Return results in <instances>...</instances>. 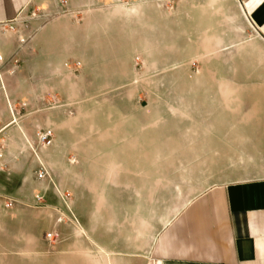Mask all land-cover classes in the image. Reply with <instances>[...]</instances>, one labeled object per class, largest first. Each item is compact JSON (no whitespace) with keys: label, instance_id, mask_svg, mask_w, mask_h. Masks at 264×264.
<instances>
[{"label":"rangeland","instance_id":"1","mask_svg":"<svg viewBox=\"0 0 264 264\" xmlns=\"http://www.w3.org/2000/svg\"><path fill=\"white\" fill-rule=\"evenodd\" d=\"M110 1L104 15L62 17L37 4L9 26L18 44L0 67V132L12 124L0 153L20 148L24 162L0 165V264L55 262L59 240L46 233L70 234L73 207L101 232L120 203L134 213L137 170L170 175L190 193L181 202L264 169L247 162L264 142V117L247 108L264 101L218 94L263 91L264 41L237 0ZM151 155L176 162H136Z\"/></svg>","mask_w":264,"mask_h":264},{"label":"crops","instance_id":"2","mask_svg":"<svg viewBox=\"0 0 264 264\" xmlns=\"http://www.w3.org/2000/svg\"><path fill=\"white\" fill-rule=\"evenodd\" d=\"M237 2L245 20L264 41V0ZM110 3V0H0V67L18 44L9 26L29 7L46 4L57 17H62L65 11L87 9L104 15ZM58 19L49 24L47 32H56ZM257 88L249 85L245 92L233 89L218 94L221 99L264 101V86L263 91H256ZM247 109L248 115L264 117V104L260 109ZM226 114L234 117L241 112L232 108ZM11 125L3 126L0 137L10 135ZM262 129L264 132V119ZM20 150L8 145V150L0 153V163H7L2 173L10 164L24 162ZM247 157V162L264 165V142L262 153L254 148ZM35 161L42 162L40 157ZM136 162L166 163L176 159L151 155L141 156ZM161 173L154 166L152 171L137 170V201L130 209L134 213H128L127 205L120 203L115 218L110 217L108 222L107 215L104 216L102 232L92 224L95 214L85 219L75 207L71 208V217L64 219L71 233L60 236L58 250L53 252L56 261L52 264H264V169L248 178L212 184L191 197L181 198V202H176L175 196H188L186 187L172 185L170 175ZM161 177L167 178L166 183L160 182ZM62 207L59 205V211ZM32 238L23 240L32 243ZM29 253L32 257L31 249Z\"/></svg>","mask_w":264,"mask_h":264},{"label":"built area","instance_id":"3","mask_svg":"<svg viewBox=\"0 0 264 264\" xmlns=\"http://www.w3.org/2000/svg\"><path fill=\"white\" fill-rule=\"evenodd\" d=\"M45 138H46L45 136L41 137V139L43 140V141L41 142V146H42V147H45V146H46V143H47V142L44 141ZM39 164L41 165V167H42V171H43L44 167L42 166V163H41L40 161H39ZM0 165H1V163H0ZM46 238H47V240H48L49 242H55V241L59 240V238H58L56 232H47V233H46Z\"/></svg>","mask_w":264,"mask_h":264}]
</instances>
